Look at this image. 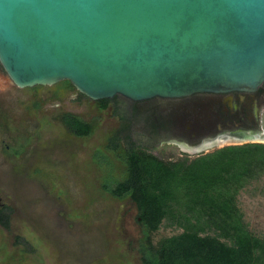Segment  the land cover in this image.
<instances>
[{
    "label": "water",
    "instance_id": "95a60500",
    "mask_svg": "<svg viewBox=\"0 0 264 264\" xmlns=\"http://www.w3.org/2000/svg\"><path fill=\"white\" fill-rule=\"evenodd\" d=\"M0 65L18 88L69 81L95 101L254 92L264 0H0Z\"/></svg>",
    "mask_w": 264,
    "mask_h": 264
},
{
    "label": "rangeland",
    "instance_id": "374dc122",
    "mask_svg": "<svg viewBox=\"0 0 264 264\" xmlns=\"http://www.w3.org/2000/svg\"><path fill=\"white\" fill-rule=\"evenodd\" d=\"M129 108L122 100L102 109L65 81L18 88L0 65V204L13 209L10 228L0 225V264H142L136 205L104 189L125 171L119 154L108 149L109 139L117 132L130 136L165 160L184 152L177 141L152 140L145 132L174 107L142 105L126 130ZM64 113L93 123V134H72L61 121ZM245 143L264 144L230 142L208 151ZM241 201L250 229L264 236V198ZM170 234L162 228L153 241Z\"/></svg>",
    "mask_w": 264,
    "mask_h": 264
},
{
    "label": "trees",
    "instance_id": "16d2710c",
    "mask_svg": "<svg viewBox=\"0 0 264 264\" xmlns=\"http://www.w3.org/2000/svg\"><path fill=\"white\" fill-rule=\"evenodd\" d=\"M98 102L106 109L111 100ZM131 114L126 130L140 115L136 109ZM61 121L81 138L95 129L73 113H64ZM108 149L119 154L125 171L122 179L108 180L104 189L136 205L143 229L142 264H264V236L250 229L241 201L244 196L264 198L263 143L165 160L117 132ZM12 213L11 207H0L2 227L10 228ZM162 228L171 234L154 243V234Z\"/></svg>",
    "mask_w": 264,
    "mask_h": 264
},
{
    "label": "flooded vegetation",
    "instance_id": "af4514ba",
    "mask_svg": "<svg viewBox=\"0 0 264 264\" xmlns=\"http://www.w3.org/2000/svg\"><path fill=\"white\" fill-rule=\"evenodd\" d=\"M122 100L130 103L131 113L135 109L139 111L142 105L152 103L174 107V111L162 113L160 119L151 121L145 132L152 140L162 137L164 141L180 143V146L185 147L181 158L192 159V154L198 157L210 153L208 150L217 147L212 144L218 139L264 138L261 125L264 116V83L254 92L197 94L181 99L155 98L143 102L116 96L110 103Z\"/></svg>",
    "mask_w": 264,
    "mask_h": 264
},
{
    "label": "bare ground",
    "instance_id": "6f19581e",
    "mask_svg": "<svg viewBox=\"0 0 264 264\" xmlns=\"http://www.w3.org/2000/svg\"><path fill=\"white\" fill-rule=\"evenodd\" d=\"M248 141H262V142H264V138H261V137H246V138H244V137H242L241 139H238V138H229V139H226V140H224V139H218V140H216L215 142H213V146H216L217 145V147L218 146H220V145H222V144H224V143H230V142H235V143H237V142H240V143H242V142H248ZM183 148H185V147H183Z\"/></svg>",
    "mask_w": 264,
    "mask_h": 264
}]
</instances>
